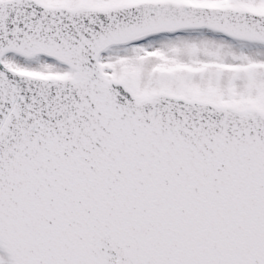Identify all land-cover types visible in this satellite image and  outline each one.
I'll return each mask as SVG.
<instances>
[{
  "label": "snow or ice",
  "instance_id": "1",
  "mask_svg": "<svg viewBox=\"0 0 264 264\" xmlns=\"http://www.w3.org/2000/svg\"><path fill=\"white\" fill-rule=\"evenodd\" d=\"M0 264H264V0H0Z\"/></svg>",
  "mask_w": 264,
  "mask_h": 264
}]
</instances>
